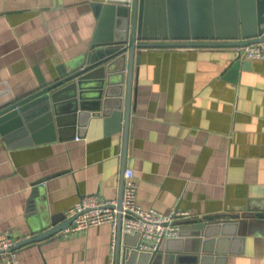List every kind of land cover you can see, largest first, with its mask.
Listing matches in <instances>:
<instances>
[{
	"label": "crops",
	"instance_id": "0c3cea01",
	"mask_svg": "<svg viewBox=\"0 0 264 264\" xmlns=\"http://www.w3.org/2000/svg\"><path fill=\"white\" fill-rule=\"evenodd\" d=\"M104 1L0 0V103L35 92L80 63L94 39L107 40L117 15L99 25ZM186 4L189 24L209 27L210 17L190 15L206 9ZM236 57L233 46L143 48L126 155L122 120L103 115L84 113L82 136L67 128L62 139L9 146L0 134V232L35 235L64 221L84 194L119 198L124 166L135 171L144 208L188 210L190 218L263 208L264 59L241 57L234 66ZM118 71L106 78L116 82ZM226 219L209 221L200 239L172 243V264H264V219L242 226ZM113 241L110 223L59 233L19 247L18 264H110L116 231ZM142 243L154 241L125 236L118 264L135 263L139 254L127 258L125 250L148 251ZM0 264L11 263L0 257Z\"/></svg>",
	"mask_w": 264,
	"mask_h": 264
},
{
	"label": "water",
	"instance_id": "95a60500",
	"mask_svg": "<svg viewBox=\"0 0 264 264\" xmlns=\"http://www.w3.org/2000/svg\"><path fill=\"white\" fill-rule=\"evenodd\" d=\"M206 10L190 12L211 18L209 27H194L189 24L187 0H105L101 5L100 26H109L110 17L117 15L116 24L106 38L94 39L84 59L68 70L60 71L50 81L42 80L35 92L18 100L0 103V134L9 146L29 144L48 139L64 138V130L72 128L73 136L84 132L81 117L103 115L108 119L122 120L124 132V155L128 143V130L131 113L133 73L135 64L140 62L143 48L152 46H245L264 40V0H191ZM214 2V9L210 8ZM192 7V4H190ZM168 13L169 25L161 24L163 11ZM203 10V9H202ZM194 15V16H193ZM155 17H157L155 19ZM194 24V20L191 19ZM199 22V21H198ZM233 62L241 61L242 50L237 51ZM119 70L116 82L109 77ZM109 75V76H108ZM90 80L94 89H86ZM116 80V79H114ZM126 80V87L124 81ZM120 82L119 84H117ZM117 84V85H116ZM106 86L108 88H106ZM111 87V88H110ZM117 88V89H116ZM112 89L111 91H109ZM93 92V93H91ZM44 136V137H43ZM126 166L123 168V172ZM124 177L119 201L123 197ZM118 209H121L119 204ZM214 218H227V222L244 225L251 219H264L263 208H249L238 213L205 215L198 218H185L179 221L180 236L162 241L152 250L139 247L125 250L127 258L136 254L137 261L125 264H172L171 244L183 243L184 238L200 239L207 235L209 221ZM75 216L41 230L18 241L15 247L42 241L58 235L70 225ZM122 214L118 213L116 230V264L121 250V241L126 236H140V232L123 233Z\"/></svg>",
	"mask_w": 264,
	"mask_h": 264
},
{
	"label": "built area",
	"instance_id": "2783aa9c",
	"mask_svg": "<svg viewBox=\"0 0 264 264\" xmlns=\"http://www.w3.org/2000/svg\"><path fill=\"white\" fill-rule=\"evenodd\" d=\"M235 49L236 52L242 50L241 57L245 59H264V40L237 46ZM123 177L124 188L121 202L118 198H105L96 193L84 194L65 212L66 218L75 216V219L59 233L68 234L90 226L110 223L114 229L113 247H115L118 213L121 212L123 233L138 231L143 237L154 241L153 244L142 243L141 248L143 249L152 250L168 238L179 237L181 231L179 221L192 217V214L188 210L175 208L170 211H160L155 208L142 207L137 200L138 183L135 180L134 169L126 167ZM119 204H121L120 210L118 209ZM23 238L15 237L9 230L1 231L0 257L5 258L11 264H18L19 247L15 245ZM110 264H116V262L112 260Z\"/></svg>",
	"mask_w": 264,
	"mask_h": 264
}]
</instances>
